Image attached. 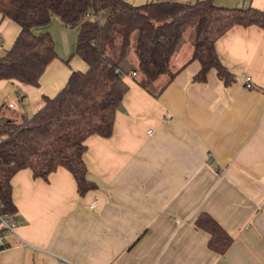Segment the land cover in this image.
<instances>
[{
	"label": "crops",
	"instance_id": "0c3cea01",
	"mask_svg": "<svg viewBox=\"0 0 264 264\" xmlns=\"http://www.w3.org/2000/svg\"><path fill=\"white\" fill-rule=\"evenodd\" d=\"M244 3L264 11V0ZM215 4L239 8L236 1ZM0 18L10 50L21 29ZM45 32L58 58L40 86L0 80V93L14 89L20 100L17 117H32L72 72L88 70L73 56L79 28L54 17L35 29ZM194 36L184 34L170 73L147 88L140 85L135 45L130 47L121 64L129 91L113 135L86 141L88 179L97 189L79 195L65 168L47 181L28 170L13 177L18 235L6 234L0 264H264V29L234 26L217 41L216 51L236 79L228 87L215 70L205 83L194 81L200 70L192 60ZM10 105L15 107L0 98L1 108ZM202 212L233 238L224 255L210 250V235L196 226Z\"/></svg>",
	"mask_w": 264,
	"mask_h": 264
},
{
	"label": "trees",
	"instance_id": "16d2710c",
	"mask_svg": "<svg viewBox=\"0 0 264 264\" xmlns=\"http://www.w3.org/2000/svg\"><path fill=\"white\" fill-rule=\"evenodd\" d=\"M89 14L96 18L87 19ZM0 15L21 29L11 49L0 57V80L40 86L58 54L52 35L36 34L35 29L48 26L54 17L79 28L73 56L88 65L86 72H72L57 95L44 97V106L32 117H7L0 107V201L13 216L17 207L12 179L23 170L47 181L65 168L79 195L97 189L88 179L86 141L113 135L116 114L129 91L121 64L133 40L144 88L170 73V61L189 28L195 32L192 60L200 64L194 81L205 83L215 70L228 87L236 79L218 55L217 41L234 26L264 29V11L221 7L215 0L142 5L124 0H0ZM195 224L210 235L213 252L224 255L231 247L233 238L210 214L202 212Z\"/></svg>",
	"mask_w": 264,
	"mask_h": 264
},
{
	"label": "rangeland",
	"instance_id": "374dc122",
	"mask_svg": "<svg viewBox=\"0 0 264 264\" xmlns=\"http://www.w3.org/2000/svg\"><path fill=\"white\" fill-rule=\"evenodd\" d=\"M227 1H236V3L238 4V7L241 8H247V4H243L241 3L239 0H227ZM101 20L103 21L104 18H101ZM0 22H1V18H0ZM10 25H12V27H16L15 24L11 23ZM0 32L4 38V47L0 45V56L4 55L6 53V51L9 49V41L7 40V38L5 37L6 34L3 33V30L0 29ZM194 32L193 28H189L186 32H185V36L186 38L189 37V35H192V33ZM135 45V40L132 41L131 46ZM57 46V44H56ZM137 56V55H136ZM12 84L18 83V82H11ZM18 84H16L17 86ZM3 88V87H2ZM0 98L1 100H6L7 104H9L10 102L13 103L15 105V107H6V108H2V113L7 116V117H11L14 119H21V117H17V112H18V107H19V98L17 97L15 90L14 89H6L5 87L2 89V92L0 93ZM17 117V118H16Z\"/></svg>",
	"mask_w": 264,
	"mask_h": 264
},
{
	"label": "built area",
	"instance_id": "2783aa9c",
	"mask_svg": "<svg viewBox=\"0 0 264 264\" xmlns=\"http://www.w3.org/2000/svg\"><path fill=\"white\" fill-rule=\"evenodd\" d=\"M241 3H244L245 0H239ZM95 15H87V19H95ZM124 74V73H123ZM132 76H136V73H133ZM247 88H251V78L247 77L246 83ZM10 107H13V105H10ZM6 234H14L18 235L16 231V223L13 215L8 214L5 212V206L0 201V247H5V236ZM21 245H27V243L24 240H20Z\"/></svg>",
	"mask_w": 264,
	"mask_h": 264
},
{
	"label": "water",
	"instance_id": "95a60500",
	"mask_svg": "<svg viewBox=\"0 0 264 264\" xmlns=\"http://www.w3.org/2000/svg\"><path fill=\"white\" fill-rule=\"evenodd\" d=\"M122 109H123V106L121 105L120 108H119V110H122Z\"/></svg>",
	"mask_w": 264,
	"mask_h": 264
}]
</instances>
